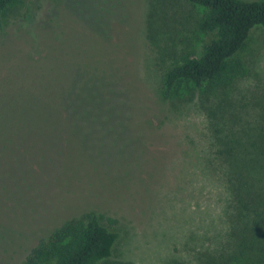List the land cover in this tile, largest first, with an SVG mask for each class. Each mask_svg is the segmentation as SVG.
<instances>
[{
    "label": "rangeland",
    "instance_id": "rangeland-1",
    "mask_svg": "<svg viewBox=\"0 0 264 264\" xmlns=\"http://www.w3.org/2000/svg\"><path fill=\"white\" fill-rule=\"evenodd\" d=\"M56 1L22 0L10 15L27 6L30 16L42 22ZM89 4L96 8L94 27L101 46L108 44L114 51L117 74L114 80H104L115 82L113 92L107 84L99 95L106 104L113 100L119 110L133 114L144 137H131L138 128L129 125L122 139L130 137V143L103 139L119 127L112 120H94L103 116V105L86 100L81 91L77 100L85 117L74 125L69 140L71 151L79 147L81 160L62 156L50 183L32 191L31 197L16 193L8 174L22 176L27 162L37 171L56 139L40 140L43 132L33 129L26 134L19 129L10 141L0 138V175L7 174L0 182L14 198L10 206L0 198V264H21L54 226L88 211L103 216L102 223L118 233L111 264H197L203 252L222 246L228 226L229 195L216 152L217 129L223 130L220 134L238 132L239 125L251 121L260 126L264 118V31L251 30L242 52L244 72L222 92L194 88L163 99L166 66L184 51L201 53L205 38L197 24L203 9L186 0ZM216 102L220 109L213 111ZM25 197L31 199L30 206L18 207L20 199L27 203Z\"/></svg>",
    "mask_w": 264,
    "mask_h": 264
},
{
    "label": "trees",
    "instance_id": "trees-1",
    "mask_svg": "<svg viewBox=\"0 0 264 264\" xmlns=\"http://www.w3.org/2000/svg\"><path fill=\"white\" fill-rule=\"evenodd\" d=\"M186 1L203 9L197 27L205 39L199 55L184 51L166 66L160 90L163 99L194 88L222 92L244 72L242 52L251 30L264 31V0ZM21 2L0 0V138L10 141L19 129L22 134L33 129L43 132L40 140L56 139V147L41 158L37 171L27 162L22 176L8 174L14 191L31 197L32 191L50 183L62 156L81 160L79 147L69 149L72 128L85 117L77 100L81 91L86 100L103 105L99 109L103 116L94 120H112L119 127L103 139L124 138L129 125L138 128L131 137L142 138L144 129L128 110H119L113 100L106 104L99 95V88L107 84L113 92L115 82L104 80H114L117 74L114 51L99 42L96 8H91L89 0H57L42 22L30 16L27 6L11 16ZM85 87L89 93L82 90ZM211 106L213 111L220 109L218 102ZM51 127L55 134L49 133ZM238 127V132L223 134L217 129L216 136L229 195L225 239L217 251L203 252L197 264H264V118L260 126L249 121ZM122 140L131 142L130 137ZM6 176L4 172L0 178ZM7 191L8 185L0 182V198L10 206L14 198ZM25 200L26 204L20 199L17 206L31 201ZM102 218L88 211L64 220L31 247L21 264H111L118 233L104 225Z\"/></svg>",
    "mask_w": 264,
    "mask_h": 264
}]
</instances>
